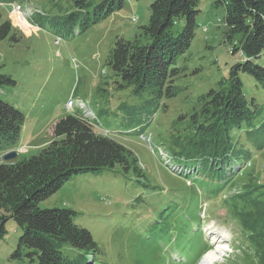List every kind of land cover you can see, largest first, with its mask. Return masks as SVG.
I'll return each instance as SVG.
<instances>
[{
    "label": "rangeland",
    "instance_id": "rangeland-1",
    "mask_svg": "<svg viewBox=\"0 0 264 264\" xmlns=\"http://www.w3.org/2000/svg\"><path fill=\"white\" fill-rule=\"evenodd\" d=\"M154 1L116 0L114 12L97 17L100 0H89L83 9L73 0H0V27L6 21L12 26L5 38L0 36V75L15 80L0 84V99L26 116L15 147L18 155L7 162L38 154L61 118L84 113L78 105L84 100L99 123L97 130L129 148L140 172L132 163L128 169L75 175L40 207L76 211L75 223L88 229L101 248L96 263L199 264L223 234L229 248L216 264H264L262 85L251 74H240L254 114L233 131L235 153L223 161L232 175L218 172L224 181H214L217 172L207 165L177 154L176 145L195 134L192 115L203 95L231 84L232 66L245 60L242 50L234 53L242 48L243 34L231 32L224 4L199 0L195 36L172 65L179 70L173 81L176 94L135 93L108 59L118 38L150 42L142 27L150 22ZM16 4L21 10H15ZM183 25L181 20L175 30ZM256 62L264 66V54ZM70 100L75 105L68 109ZM197 166L198 176L178 170ZM237 201V209L249 212L245 223L241 213L233 212ZM6 230L0 238V264H28L12 257L22 229L10 219ZM63 251L78 258L69 246Z\"/></svg>",
    "mask_w": 264,
    "mask_h": 264
},
{
    "label": "trees",
    "instance_id": "trees-1",
    "mask_svg": "<svg viewBox=\"0 0 264 264\" xmlns=\"http://www.w3.org/2000/svg\"><path fill=\"white\" fill-rule=\"evenodd\" d=\"M198 1L155 0L151 4L150 22L142 27L150 42L116 40L108 64L124 85L132 86L135 93L148 92L156 98L176 94L173 81L179 70L172 65L195 36ZM73 2L83 9L89 0ZM217 3L226 6V23L231 32L243 34L242 48H235L234 53L242 50L245 60L232 66L228 87L212 89L203 95L201 106L192 115L195 134L176 145L177 154L185 153L199 166L207 165L212 173L217 172L214 181L221 182L224 180L218 172L232 175L229 163L225 166L223 161L235 153L233 131L250 122L254 114L240 74H251L264 88V66L256 62L264 54V0H217ZM115 8L116 0H100L95 14L105 16ZM181 20L183 29L175 30ZM11 28L9 21L3 23L0 36L5 38ZM14 83L11 76L0 75V84ZM25 120L23 111L0 99V154L17 146ZM52 136L38 154L0 163V238L7 231V221L13 219L22 229L13 258L27 260L28 264H99L95 256L101 253V248L88 229L75 223L77 212L71 208H41L40 202L75 175L99 174L117 166L128 169L132 163L139 174L138 159L124 144L108 133L99 132L96 123L81 114L61 118L54 125ZM225 185L214 189L213 197ZM239 205L237 201L233 212L241 213L245 223L244 217L249 212L237 209ZM250 206L248 202L244 205L248 211ZM65 246L78 251V258H68L63 251Z\"/></svg>",
    "mask_w": 264,
    "mask_h": 264
},
{
    "label": "bare ground",
    "instance_id": "bare-ground-1",
    "mask_svg": "<svg viewBox=\"0 0 264 264\" xmlns=\"http://www.w3.org/2000/svg\"><path fill=\"white\" fill-rule=\"evenodd\" d=\"M15 10H21V6L20 5H16L15 6ZM74 101L70 100L67 104V107L70 109L74 106ZM78 105L84 109V116L86 118H91L93 116V112L87 107V104L85 101H80L78 100ZM249 126V125H248ZM179 172L181 173V169H178ZM211 225V224H210ZM209 230H212L211 228H208ZM225 235L222 234V236H220L217 240H216V247L214 249H212V251L208 252L204 258L202 259V261L200 262V264H216L217 262H219L222 257L226 254L227 252V248H229V246L224 242L225 239ZM222 238V239H221Z\"/></svg>",
    "mask_w": 264,
    "mask_h": 264
},
{
    "label": "water",
    "instance_id": "water-1",
    "mask_svg": "<svg viewBox=\"0 0 264 264\" xmlns=\"http://www.w3.org/2000/svg\"><path fill=\"white\" fill-rule=\"evenodd\" d=\"M17 155H18V152L16 150H11L4 154V160L9 161V160L15 159Z\"/></svg>",
    "mask_w": 264,
    "mask_h": 264
},
{
    "label": "built area",
    "instance_id": "built-area-1",
    "mask_svg": "<svg viewBox=\"0 0 264 264\" xmlns=\"http://www.w3.org/2000/svg\"><path fill=\"white\" fill-rule=\"evenodd\" d=\"M15 11V10H14ZM69 109H70V107H69Z\"/></svg>",
    "mask_w": 264,
    "mask_h": 264
}]
</instances>
